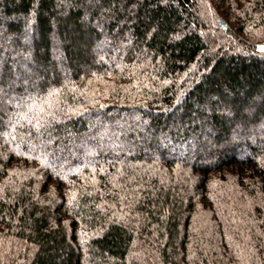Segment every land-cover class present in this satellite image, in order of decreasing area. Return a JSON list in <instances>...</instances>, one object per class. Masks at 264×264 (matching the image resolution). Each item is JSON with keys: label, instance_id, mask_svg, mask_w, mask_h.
I'll return each instance as SVG.
<instances>
[{"label": "trees", "instance_id": "obj_1", "mask_svg": "<svg viewBox=\"0 0 264 264\" xmlns=\"http://www.w3.org/2000/svg\"><path fill=\"white\" fill-rule=\"evenodd\" d=\"M260 45L264 0H0V264H264Z\"/></svg>", "mask_w": 264, "mask_h": 264}, {"label": "snow or ice", "instance_id": "obj_2", "mask_svg": "<svg viewBox=\"0 0 264 264\" xmlns=\"http://www.w3.org/2000/svg\"><path fill=\"white\" fill-rule=\"evenodd\" d=\"M258 50L261 51V52H264V45L258 46ZM54 95H55V92H50L49 93V96H54ZM26 107H28L29 111L32 110V105H26ZM39 111L40 112H44V109L40 108ZM24 115H25V117H27V113H25ZM46 115H51V113H46ZM31 119L32 118H29V122H31ZM43 126H44L43 117L36 118V123L33 125V127H35L37 129V131H39L40 128H42Z\"/></svg>", "mask_w": 264, "mask_h": 264}]
</instances>
